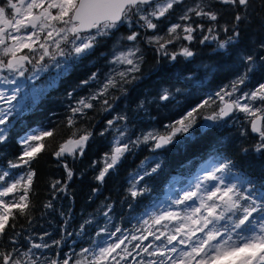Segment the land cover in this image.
Listing matches in <instances>:
<instances>
[{
    "label": "snow or ice",
    "instance_id": "1",
    "mask_svg": "<svg viewBox=\"0 0 264 264\" xmlns=\"http://www.w3.org/2000/svg\"><path fill=\"white\" fill-rule=\"evenodd\" d=\"M215 2L230 6L235 11L232 34L225 40H220L219 36L214 34L216 23L213 22H218L219 13L213 8V0H196L190 6L185 5V0H3L0 4V83L16 87L12 88L10 93L7 89H0V145L9 139L8 117L14 112L22 115L23 111L28 110L25 104L18 100L25 86L24 82L18 83V80L28 70L26 66L32 65L33 61L41 67L34 66L32 75L26 80L36 79L39 72L47 70L52 64L62 69L59 74H64L71 68L68 64L70 59L79 60L88 56L99 44L115 38L124 25L133 29L128 35L116 39L113 58L109 62L117 67L107 75L98 90L88 97H81L75 102V106L70 108L72 116L68 117L67 123L69 127L75 128V117H86L87 110L95 109L97 105L104 111H111L110 100L117 98L112 96L111 90L124 93L125 85L138 79L136 74L141 71L143 62V55L138 47L140 39L154 45L160 54L167 56L171 61H176L178 56L191 58L195 52L187 46L181 47L179 52H169L168 45L180 39L192 42L195 39L193 33L206 31L210 35H203L200 43L216 41L217 49L226 54L229 46L240 36L237 30L239 23L247 20L252 14V0ZM181 5H184V9L179 19L189 23H174L164 36L156 34L159 25L154 20L166 19ZM194 17L207 20L210 22L209 26L205 27L203 23L195 21ZM134 26L145 31L153 30L154 34L141 36V32L134 30ZM222 31L227 33L228 26L224 25ZM121 40L132 42V46L116 50ZM46 58L48 63H45ZM241 59L246 64V70L232 81L230 86L215 94L221 103L211 115L203 119L212 121L215 125L235 111L245 113L249 118L251 132L258 136L253 150L264 154V82L258 83L250 91H242V86L249 79L248 74L255 68V60L252 55L243 56ZM120 65L126 67L120 70ZM91 81H97L96 73H92L80 83L88 85ZM55 83L53 79L49 87H54ZM237 93L239 95H236ZM41 94L42 90L33 89V102ZM72 95L73 92L68 93L70 98ZM159 98L167 101L170 94L165 90ZM209 100L211 97L165 125L163 132L152 130L134 141L128 136L127 115H117L108 120L107 127L100 135L103 136L109 130L117 135L113 139L110 152L104 154L103 166L95 179L103 183L106 175L110 170H115L124 154L141 143L152 142L155 151L180 143L178 137L195 138L192 130L197 124L200 110L210 106ZM118 121L123 124L117 126ZM213 125L205 124L201 134L206 133ZM55 134V129H41L21 137L18 143L22 152L16 161H9V167H27V171L12 179H8L9 171H0V264H70V261L72 264H264V183L257 187L255 181L235 172L236 163L231 158L218 160L204 175L197 177L195 183L172 200L174 205H184L182 213L169 207L159 215L153 213L150 216L151 224L148 219H144L142 224L147 227H143L141 235H124L120 228L109 233L105 226L97 232V236L108 233L110 237H115L114 241L103 240L92 247L81 248L79 253H73L76 257L74 260L73 255H66L61 260L58 252L54 257H49L34 251L51 249L62 244L63 237L61 240H52L51 243L46 241L45 237L50 236L47 232L39 237V243L29 235L28 246L21 250L17 240L20 233L15 229L19 216L27 218L29 224L32 222L33 205L29 194L36 171L31 164L47 150L48 143ZM241 134L247 135V129ZM92 135V132L87 130L73 131L72 136L59 144L53 155L57 160L65 154L73 158L77 155L83 156ZM242 151L246 153L248 149L244 148ZM96 163L93 162L92 166L95 167ZM161 163L162 161L156 163L151 171L144 170L133 178L132 187L129 189L133 198L149 191L147 187L138 189L137 185L145 176L157 172ZM63 167L68 180H71L73 171L67 163H64ZM57 185L60 187L57 188ZM52 188L67 192V184H61L58 180L52 183ZM7 197L11 199H5ZM44 207L52 209V201H48ZM111 210L112 206L108 205L107 211L103 213L109 220L111 217L108 213ZM163 221L173 224L170 234L169 231L159 229L157 234L152 230L153 225L168 229L169 224H163ZM90 223L91 219L80 226L81 233L84 232L85 225ZM9 232L13 233L11 237ZM116 233H121V236ZM149 237H153V240L144 244L143 241L149 240ZM162 237L166 239V243L156 245L155 241L161 240ZM6 240H10L12 245L8 249L4 248ZM133 241L139 242L132 244ZM137 256L141 259H136ZM144 256L152 259L145 260Z\"/></svg>",
    "mask_w": 264,
    "mask_h": 264
},
{
    "label": "trees",
    "instance_id": "2",
    "mask_svg": "<svg viewBox=\"0 0 264 264\" xmlns=\"http://www.w3.org/2000/svg\"><path fill=\"white\" fill-rule=\"evenodd\" d=\"M195 2L196 0H185V5L190 6ZM2 3L3 0H0V4ZM252 5L250 9L252 14L247 20L239 23L237 30L240 36L229 46L226 54L223 50L217 49L216 41L200 43L203 35H210L206 31L193 33L195 39L192 42L180 39L169 44V52H179L183 46L195 52L191 58L178 56L176 61H171L167 56L160 54L154 45L140 39L138 47L141 49L143 62L141 71L136 74L138 79L125 85L124 93L111 90L112 96L117 97L110 100L111 111H104L100 105H97L95 109L87 110L86 117H75L77 121L75 128L69 127L67 123L68 117L72 116L70 108L75 106V102L81 97H88L98 90L107 75L117 67L109 62L113 58L116 39L128 35L133 29H129L127 25L122 26L115 38L99 44L88 56L79 60L70 59L71 68L67 73L59 74L62 70L54 71L53 66H50V70L47 69L32 84L37 90H42V94L35 102L33 95L25 99L24 104L28 110L23 111L22 115L14 112L8 117L9 139L5 144L0 145V171H9L8 179L17 178L27 171V167H9V161H16L22 152V147L18 143L20 138L33 130H56L54 138L48 143L47 150L31 164L36 171L32 191L29 194L33 205L32 222L29 224L27 218L19 216L15 229L20 233L17 240L21 250L28 246L29 235L39 243V237L47 232L50 236L45 237L46 241L51 243L52 240H61L63 237L62 244L59 247L34 251L49 257H54L58 252L62 260L66 255L79 253L81 248L92 247L100 241H114L115 237H110L108 233L97 236V232L105 226L109 233L120 228L124 235H141L143 227H147L142 224L143 220L148 219L151 224L150 216L153 213L159 215L165 204H172V199L166 197L168 187L173 186L174 182L180 187L184 186L205 165L215 164L222 158L234 160L236 163L234 171L255 181L257 187L264 183V154L253 150V146L258 142V136L252 135L249 118L245 113L235 111L230 118L220 120L215 125L211 124L213 126L206 133L201 134L204 126L203 117L213 112L221 103L215 94L230 86L231 82L246 70V64L241 59L243 56L252 55L255 68L248 74L249 79L241 90L250 91L258 83L264 82V47H262L264 0H252ZM213 8L219 13L218 22H213L216 23L214 34H217L220 40H225L232 34L235 11L230 6L216 3L215 0H213ZM183 9L184 5L178 6L166 19L154 20L159 25L156 34L164 36L174 23H189L179 19ZM240 11L242 12V9ZM194 20L203 23L205 27L210 24L207 20L195 17ZM224 25L229 28L227 33L222 31ZM134 30L140 31L141 36L154 34L153 30L145 31L138 26H134ZM131 46L132 42L121 40L116 50H124ZM24 52L26 53L27 49ZM124 67L126 66H119L120 70ZM92 73L97 74V81L81 85L80 82L88 79ZM53 79L56 83L50 88L49 84ZM165 90L169 92L170 98L162 101L159 97ZM69 92H73L71 98L68 96ZM210 97V106L200 110L197 124L192 130L195 138L178 137L180 143H174L162 151H153L152 142L141 143L124 154L115 170H110L106 175L103 183L95 179L103 166L102 158L105 153L110 152L113 139L117 135L111 130L105 132L103 136L100 135L107 127L108 120L117 115H127L128 136L134 141L152 130L163 132L165 125ZM225 99L227 100L228 97ZM122 124L123 122H117V126ZM77 129L81 132L91 131L93 134L84 149V155H77L75 158L64 155L57 160L53 152ZM245 129L247 135H242ZM244 148L248 149L246 153L242 151ZM161 161L158 171L145 176L137 185L138 189L147 187L149 191L133 198L129 192L133 178L138 173L142 174L144 170L151 171V168ZM93 162H97L95 167L92 166ZM64 163H67L73 171L71 180L67 178ZM57 180L61 181V184H67L66 193L52 188V183ZM59 187L60 185H57V188ZM50 200L53 208L45 209L44 205ZM108 205L112 206L111 212L108 213L110 220L103 215ZM172 205L182 213L184 205ZM89 219L92 223L85 225L84 232L81 233L80 226ZM162 223L169 224V228L162 229L159 225H153L152 230L157 234H159L157 229L169 231L170 234L173 224L168 221ZM12 235L13 233L9 232V237ZM116 235L121 236V233ZM152 240L153 237H149V240L143 243L147 244ZM138 242L133 241L132 244ZM162 243H166L164 237L155 241L156 245ZM11 246L10 240H6L4 248L8 249ZM129 248L131 250V245ZM75 258L73 255V260ZM143 258L152 259L147 256ZM136 259L139 260L141 257L137 256Z\"/></svg>",
    "mask_w": 264,
    "mask_h": 264
},
{
    "label": "rangeland",
    "instance_id": "3",
    "mask_svg": "<svg viewBox=\"0 0 264 264\" xmlns=\"http://www.w3.org/2000/svg\"><path fill=\"white\" fill-rule=\"evenodd\" d=\"M53 11H55V10H53ZM69 61H68V64H69ZM45 63H48V58L45 59ZM37 65H39V64H37L36 61H33V64L32 65H27L26 67H27L28 70L25 71L24 76L23 77H20L19 80H18V83L24 82V85H25L24 88H23V90L21 91V93L18 96V100L21 101L22 103H24L25 97H28L29 95H33V89H36L35 87H32V89H31V86H30L36 79H34V80H26V78L32 75L33 68H34V66L37 68ZM50 66H53L54 71H58V70L61 71L62 70V69H58L54 64H52ZM50 66L47 67L48 70H50ZM42 72H44V71L39 72L37 74V76H39ZM4 74L5 75H8L7 73H4ZM14 87H16V85H8V84L0 83V89H7L9 91V93L11 92V89L14 88ZM212 113L213 112H211L209 115H211ZM205 124L211 125V124H213V122L212 121L204 120V125ZM212 165H213L212 163L211 164H208V165H205L199 171V173L196 174V176L192 179V181L189 180L188 183L185 184V186L182 187V188H180L174 182V185L173 186L168 187V189L166 191V197L167 198H171L172 200L176 199L179 195L182 194V191L184 189L189 188L193 183H195L196 180H197V177L204 175L205 172L207 170H209ZM178 178H180V177H178ZM210 183H214V182H210ZM188 203L190 204L191 202H188ZM169 207H171L173 211H177V207L176 206H173L171 203L165 204L163 211L164 210H167ZM169 247H171V246H169ZM179 247H183V246H179Z\"/></svg>",
    "mask_w": 264,
    "mask_h": 264
},
{
    "label": "water",
    "instance_id": "4",
    "mask_svg": "<svg viewBox=\"0 0 264 264\" xmlns=\"http://www.w3.org/2000/svg\"><path fill=\"white\" fill-rule=\"evenodd\" d=\"M233 114V113H232ZM232 114L230 115V116H232ZM230 116H228V117H230ZM228 117H225V118H228ZM224 118V119H225ZM250 131H251V129H250ZM252 133V132H251ZM253 135H255V136H257V134H255V133H252ZM163 149H161V150H155V151H162ZM154 151V150H153ZM65 156H69V155H67V154H65Z\"/></svg>",
    "mask_w": 264,
    "mask_h": 264
},
{
    "label": "flooded vegetation",
    "instance_id": "5",
    "mask_svg": "<svg viewBox=\"0 0 264 264\" xmlns=\"http://www.w3.org/2000/svg\"><path fill=\"white\" fill-rule=\"evenodd\" d=\"M40 66H41V65H37V68H40ZM42 74H43V72H42L39 76H37L36 79L38 80V78H39Z\"/></svg>",
    "mask_w": 264,
    "mask_h": 264
}]
</instances>
